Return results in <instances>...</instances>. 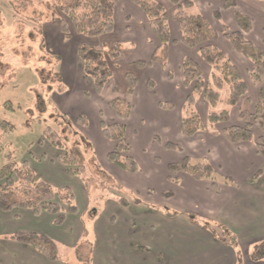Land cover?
<instances>
[{
    "label": "crops",
    "instance_id": "crops-1",
    "mask_svg": "<svg viewBox=\"0 0 264 264\" xmlns=\"http://www.w3.org/2000/svg\"><path fill=\"white\" fill-rule=\"evenodd\" d=\"M159 1L163 3L166 9L173 39L168 46V68H161L152 62L153 68L159 67L161 69H157L156 73L152 74H144V69L135 71L138 77L136 76L137 81L133 93L124 96L118 93L120 97L129 100L132 105L130 115L121 120L126 126L127 140V125L134 127V131L144 121L143 119H147L154 127L166 126L170 123L175 125V129L180 132L181 113L179 110L166 115L165 119L161 116V109L155 116L146 115L145 112L148 110L149 113L150 109H158L160 107L159 101H172L173 96L178 93L182 94L178 99L179 103L184 102L186 94L190 91L189 87L182 84L180 66L185 55H189L201 64L204 76H207L210 71V66L200 60L197 49L187 47L179 41V28L170 18L175 6L168 0ZM192 2L218 32L221 30V23H226L230 30L237 28L233 18L234 8L247 14L252 20L247 37L257 43L264 51V0H235V7H224V0H192ZM123 4H125V8H123ZM215 10L220 12L222 22L214 18L213 12ZM116 13H118L121 22L125 18L127 19L129 15H134L135 20L132 26L135 27L129 31L132 36L130 38L136 37L141 42L140 45H146L150 55H152L158 40L149 28V18L146 14L130 0H121L117 7L113 6L114 28L117 25L115 24ZM121 18L123 19L121 20ZM126 24L128 25V20H126ZM56 29V36L60 41L64 38V34L58 30L57 26ZM134 31H137L136 34L133 33ZM68 35L82 37L83 34L71 31ZM149 36L152 37L150 42H148ZM76 43L72 44L71 59L75 65L73 64L72 69H69L70 77H85L88 85L92 86V96L85 95L83 87L79 88L78 95L83 99L85 98L83 101L88 103L87 110L94 113L93 117L90 118L94 122L97 134L92 138L87 133L90 130L87 125L78 126L83 133L85 132L87 136L90 135L92 143L97 147V156L106 171L112 173L122 183L135 182L136 179L132 175L139 171L126 172L109 163L105 158L111 143L101 135L100 118L96 106L99 105L100 101L103 102L104 106L105 101L110 117L108 122L120 119L115 117L109 105V100L113 97L108 91L109 85L105 87V84L99 93L95 91L91 78L82 68V61L76 51L78 47ZM216 43L239 68L246 82L247 91L234 106L236 113H238L240 109L238 106L242 104V101L245 102L246 99L250 98V86L255 89L256 93L260 89L264 90V70L259 69L258 80L252 79L251 73L254 65L250 60L233 50L221 34L216 39ZM145 58L147 57L145 56ZM172 66L175 67V77L172 75L169 78L167 72ZM61 71L65 74L63 68ZM148 79L158 80V86L148 89L146 82ZM140 82L143 83L142 101L134 99L139 91L138 84ZM255 102L256 96L251 101L252 109L250 111H253ZM195 103V106L200 105V108H203V116H200L203 120L206 119V111L209 105L202 96H199ZM77 116L79 113L73 117L76 118ZM216 128L217 132H214V136H210L211 133H208L207 127L196 132L195 134L200 132V136L195 143L191 144L193 148L191 151L202 155L205 152L201 151L209 150L208 152L212 154L211 156L207 154V157L213 168L226 177L232 178L233 181L229 178V180L224 181V178L216 177L213 181L217 183V188H214L211 184L212 180L195 179L184 172H178L175 174L178 181L173 182L168 179L169 173L164 166L159 174L155 171L150 172L151 182H156L159 185L160 188H156L158 190H145L147 186L135 189V191L141 190L143 195V199L138 198V202H133L122 191L111 189L113 194L125 196L128 200L127 205H122L111 197L102 199L100 196L101 188L97 190V195L89 196L80 179L75 176H68L65 168L54 160L57 150L52 147H45L49 151L46 158L39 161L32 160L30 164L52 184L70 186L75 195L78 211L74 214H67L63 222L56 225L52 222V215L44 211L34 215L27 208L0 210V264H264V257L256 261L249 257L251 247L256 242L264 241V157L256 152L252 141L231 142L220 133V127ZM165 141L158 142L157 148L165 151ZM41 152L43 149L39 147L34 155L38 156ZM132 154L137 156L134 152ZM170 161L168 160V162ZM166 189L172 191L171 197L161 195V192ZM156 203L173 205L176 209L169 211L168 206L160 207ZM198 209L207 210L214 219L208 223L197 220L190 213L191 211L199 212ZM219 224L224 225L234 234L237 238V247H233L226 240H223ZM14 230H31L50 236L56 242L58 259L49 260L33 246L3 237L6 233ZM80 242L88 247V260H86V253L81 257H78L76 253V245Z\"/></svg>",
    "mask_w": 264,
    "mask_h": 264
},
{
    "label": "trees",
    "instance_id": "trees-1",
    "mask_svg": "<svg viewBox=\"0 0 264 264\" xmlns=\"http://www.w3.org/2000/svg\"><path fill=\"white\" fill-rule=\"evenodd\" d=\"M138 6L149 18V28L158 40L157 47L150 60H136L134 66L143 67L152 62L160 67H165L168 55V46L173 40L168 24V16L164 5L159 0H130ZM175 8L170 14L172 21L178 26L180 31L179 41L191 48L197 49L198 56L202 62L210 66L207 76H204L202 66L199 62L187 56L181 62L182 84L189 87L186 94V101L183 103L192 109L189 114L181 117L179 130L185 136H191L200 130L205 129L201 116L193 109V105L199 96L211 107L220 102L221 90L227 86L226 108L219 111L211 110L206 113V122L209 125L216 123H226L230 116V107L235 106L240 98L247 91L246 82L239 68L228 58L225 51L216 43L219 34L229 42L233 50L244 55L254 65L251 73L252 79L257 80L259 69L264 70V51L262 48L247 37L251 29V18L233 9V18L237 28L229 30L221 23L220 32L210 23L208 18L200 12H189L183 5L190 4L191 0H168ZM224 7H235V0H224ZM61 16L57 20L58 30L64 35L72 31L86 36H99L113 31V1L112 0H70L61 7ZM214 18L220 20V12H213ZM264 31V27H263ZM77 54L82 61L84 72L91 78L96 92H101L106 82L109 80L112 70L108 58L118 56V50L114 48L107 50L95 47L80 45L77 47ZM169 78L172 77L170 71L167 72ZM256 77V78H255ZM125 89L127 94H132L136 85L137 77L134 71L127 70L123 73ZM148 89H152L154 82L147 81ZM116 87L112 92H117ZM109 105L116 118L106 122L100 119L99 129L102 137L111 143L110 149L106 152V160L118 168L129 172L140 170L138 161L129 153V143L126 139V126L123 121L130 115L132 105L129 100L120 96H113L109 100ZM162 108H169L172 101H159ZM237 115L243 119L242 124H226L220 127V133L229 141L238 143L241 141H252L256 152L264 157V93L260 89L257 91L256 102L253 111L239 109ZM75 124L86 126V117L79 115L75 118ZM0 126L5 129L10 128L6 120H0ZM85 138V136H83ZM42 147L40 155H34L30 147L21 160L10 159L0 164V210L8 211L13 208H27L34 215L44 211L52 215V222L59 225L63 222L67 214L77 213L75 195L68 185L56 186L41 176V174L30 164L32 160L39 161L45 159L48 151L45 147H52L57 150L54 160L65 168L68 176H75L84 185L88 193V177L86 176L85 155L77 143H67L61 140L57 131L51 126H45L41 138L37 141V149ZM166 149H181L180 144L173 141H165ZM36 149V151H37ZM49 152V151H48ZM49 154V153H48ZM94 164L99 165L98 158L93 154ZM91 159V160H92ZM98 167V166H97ZM96 169V167H95ZM168 179L177 182L175 174L184 172L195 179L216 178L215 169L208 161L190 162L189 155L184 154L180 159L167 163ZM97 171V170H96ZM226 181L227 179H223ZM212 186L217 188V183L213 181ZM110 189L101 190L102 199L111 197L122 205H127L128 200L123 195H115L111 189L120 191L115 185ZM149 193H151L149 191ZM163 197L172 195V191L161 192ZM131 198V197H130ZM138 202V198L132 199ZM82 214V213H80ZM221 236L233 247H237V238L224 225L219 224ZM19 242L29 244L41 252L47 259H58L56 242L48 235L31 230H14L3 235ZM88 247L80 242L76 245V253L81 257L86 253ZM250 259L256 261L264 257V241L256 242L249 251ZM87 264V263H86Z\"/></svg>",
    "mask_w": 264,
    "mask_h": 264
},
{
    "label": "rangeland",
    "instance_id": "rangeland-1",
    "mask_svg": "<svg viewBox=\"0 0 264 264\" xmlns=\"http://www.w3.org/2000/svg\"><path fill=\"white\" fill-rule=\"evenodd\" d=\"M69 1L0 0V120H6L10 125V128L5 130L0 126V164L10 159L21 160L30 147H33V152H36L37 141L41 138L43 130L47 125L57 131L61 140L67 143H77L80 146L86 158V176L89 179L88 194L91 197L97 195V190L100 188L101 190H106L110 189L109 186L114 187L115 185L126 196L132 199H143L141 190L135 191V189L147 186L145 190H158L156 188H160L159 185L156 182H151L150 172L155 171V173L159 174L164 166L168 172V160H178L180 156L189 153L190 162L194 163L196 161L206 160L210 163L207 154L211 156L212 153L208 152L209 150L201 151L203 153L205 152L202 155L191 151L193 150L191 144L195 143L196 139L200 136V132L191 136H185L178 129H175V125L168 123L166 126L154 127L147 119H143L144 121L134 131V127L127 125L129 153L140 165L139 172L132 175L136 181L122 183L112 173H109L103 168L101 160L97 156V147L89 137L91 135L93 138L97 134L94 122L90 118L93 117L94 113L87 110L88 103H84L83 100L85 98L83 99L78 95L79 88L83 87L84 94L92 96V86L88 85L85 77H70L71 73L69 69H72L74 64L71 59L72 44L77 42L76 44L78 46L83 45L105 50L114 48L115 45L118 50V56L108 58L112 74L105 86L107 87L109 85L108 91L111 96H119L118 93L121 96L127 95L123 80V73L125 71L132 70L135 72L139 69H144V74H152L156 73L157 69L159 70L162 67L153 68V63L146 64L140 68L134 66L136 60H150L152 55H150L146 45H140L141 42L136 37L130 38L132 36L129 31L135 27L132 26L135 20L132 14L127 19L124 17V21L121 22L119 21L118 13H116L115 24L117 25L110 33L94 37L86 35L76 37L66 34L63 35V39L58 41L56 26L57 20L61 16L60 7ZM112 1L113 6L117 7L121 0ZM125 7V4H123V8ZM183 8L189 12H200L193 2L183 5ZM126 20H128V25L126 24ZM220 22L222 21L220 20ZM224 24L226 25V23ZM136 32L134 31L133 33L136 34ZM150 41H152L151 36L148 37V42ZM187 56L189 55H185L183 58ZM62 68L65 70L66 75L61 71ZM163 68H168V62H166V66ZM168 70L175 77V67L172 66ZM139 73L142 72L139 71ZM135 75L138 77L137 73ZM153 80V88H155L156 85L158 86V80ZM112 86L116 87L118 91L112 92V89H109ZM142 87L143 83L140 82L138 84L139 91L134 96V99L142 101ZM251 90L253 91L251 92ZM262 91L264 93V90ZM181 95V93H178L173 96L171 99L173 105L171 107H159L156 110L150 109V112L148 113L147 110L145 114L155 116L159 109H161V116L164 119L166 115L177 112L178 110L181 113V117L189 114L192 109H189L188 106L183 104L186 99H184L182 104L178 101ZM226 96L227 86H224L221 90L222 100L213 107L209 106L206 112L211 110L219 111L222 108H226ZM254 96H257V93L250 86V98L246 99L245 102L242 101V104L238 107L250 111L252 109L251 101ZM99 97L101 96L99 95ZM133 104L135 103L133 102ZM195 104L193 105V109L199 115L203 116V108H200V105L195 106ZM96 108L99 118L103 121L107 120L106 122H108L110 117L105 101L104 106L103 102L100 101ZM77 113L87 117V127L90 128L87 131L90 134L89 136L85 132L83 133L81 128L75 124V117L73 116ZM205 120L202 119V122L208 128V133H211V135L209 134L210 136L215 135L217 132L216 127H221L226 125V123H242L243 121L237 115L234 106L230 107L229 122L209 125ZM162 140L179 143L181 149L165 148V151H163L161 148H157L158 142ZM132 152L137 154V156H134ZM48 153L46 151V154ZM92 154L98 158L99 165L94 164V157L90 156ZM154 154L155 156L153 157ZM214 175L218 178H229L233 181L232 178L226 177L216 169ZM157 178L159 177L157 176ZM95 188L96 190H94ZM156 205L160 207L168 206L169 211L176 209L173 205L166 203H156ZM198 210L199 212L191 211L189 213L197 220L207 223L214 219L207 210Z\"/></svg>",
    "mask_w": 264,
    "mask_h": 264
}]
</instances>
